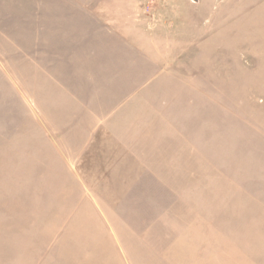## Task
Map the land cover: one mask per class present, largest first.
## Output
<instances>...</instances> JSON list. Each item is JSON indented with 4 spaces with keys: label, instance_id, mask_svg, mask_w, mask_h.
I'll list each match as a JSON object with an SVG mask.
<instances>
[{
    "label": "rangeland",
    "instance_id": "374dc122",
    "mask_svg": "<svg viewBox=\"0 0 264 264\" xmlns=\"http://www.w3.org/2000/svg\"><path fill=\"white\" fill-rule=\"evenodd\" d=\"M52 1L0 0V191L7 202L51 209L42 220L17 210L15 222L0 210L6 264L33 239L53 264L55 251L62 264H264V0H65L60 33L42 16L59 4ZM59 40L71 42L57 49ZM125 68L139 78L160 74L152 80L160 90L133 100L141 109H121L123 97L83 101L96 98V80L103 87ZM178 83L193 89L195 109H164L178 104ZM66 88L92 109H46L58 89L68 101ZM149 94L156 109H147ZM81 119L112 121V131H95L92 158L109 161L130 144L146 158L139 143H150L146 171L159 176L139 193L98 195L108 207L99 210L84 208L92 193L71 186L77 209L64 210L58 182L71 181L68 159L91 132L74 128ZM49 169L57 172L44 176ZM90 235L100 239L91 248ZM13 237L26 244L13 249Z\"/></svg>",
    "mask_w": 264,
    "mask_h": 264
},
{
    "label": "crops",
    "instance_id": "0c3cea01",
    "mask_svg": "<svg viewBox=\"0 0 264 264\" xmlns=\"http://www.w3.org/2000/svg\"><path fill=\"white\" fill-rule=\"evenodd\" d=\"M54 2L56 3L58 2L59 4H57L56 6H53L51 10H47V9L42 10V16L46 21H51V27L54 32L60 33L61 30L59 29V27H60L62 20L65 18V10L62 9L63 8L62 3L65 2V0H53L52 3ZM31 31H26V32L31 33ZM69 42H62L59 40V42H57L59 44L57 46V49L64 48V44L69 43ZM74 43L75 42H72V44ZM143 57H145L144 54H143ZM143 57H141L142 65H146L145 59ZM129 69L125 68L121 74L115 75V77H112L111 79L107 80L108 84H106V80H104L102 82L103 87H100V86L98 87L99 83H98V80H96L93 83L94 90L92 91V92H98L96 98H93V99L84 98L83 101L85 99H89L90 104H91V101L96 100V99H102L106 101L112 98H122L123 97V98H127V100L122 102L123 107H121V109H128V108L141 109L139 107L136 108V106L134 105L135 103L132 104L133 100L135 102V99H138L137 101L139 102V98L141 97L143 93L146 95V93L151 92L153 90H160V86L154 84L156 80L160 78V74L154 73V74H150L152 75L151 77H147V74L145 73L146 70L144 69L145 74H143L139 78V77H135L133 73L126 75ZM71 77L75 80L76 75H75V78L72 75ZM152 80H154L155 82L153 83ZM181 84L182 83H178L175 87L176 93H177L176 98L180 99L178 101V104L171 106L169 108L164 107V109H195L194 107H192V102H191L193 89L185 84H184V89H183L180 86ZM152 85L153 87L151 89ZM65 90L67 92L65 96L67 97L68 101L65 103V100L60 94V91L58 89L57 95L59 94V98H58L59 100L57 99V104L55 105L54 102L52 101L49 104V106H47L46 109H54L55 111L58 109H64V112L66 111V113H74L75 109H92L87 106L88 104L84 105L83 108L82 106L79 107L77 105L78 101L76 99V94H73V93L78 92L79 89L75 88L76 91H73V88H66ZM88 92L89 94L92 93L90 90H88ZM204 96H207V95H204V91H203L201 93V98ZM147 98L152 99L151 94H149L146 97V102L149 103V105L147 106V109H156V103L155 102L150 103V100H147ZM184 98H191V100L190 102H187L186 99L185 101L182 100ZM113 100L115 99H112V101ZM143 101L145 102V99H143ZM143 101H140L142 103V106L145 105L143 104ZM190 104H191V107H188L190 106ZM93 109H97V108L94 107ZM157 109H161V105H159ZM82 119L78 123H75L74 128L79 129V130L90 129L91 132L88 134L89 135L88 139L83 138L82 141L80 140L77 141L79 142V145L75 144V154L73 153L72 157H69L68 159L70 162L68 164V167L66 166V169L69 171L67 173L71 177V181L68 183H64L65 180L61 179V181L58 182V185H59L58 187H63V186L66 187L65 189H63L64 191L60 190L61 193L59 194V196H63L65 200V203L61 204L64 207V210H70V209H73V207L74 209H77L78 204L74 203V201L77 202V197H71L70 195H68L69 193L75 194V191L73 189L70 190L71 186H73L75 189L77 188V195L80 190L81 192H83V194L89 195L92 193V196L90 197L91 203L88 206L86 205L84 208H89L91 210H95V209L99 210V209L108 208V207H105L102 205V203L98 200V195L109 194L111 197H114L115 194L139 193V192H142L141 188L145 187L146 182L150 184L152 182L151 178H155L159 176V175H155L154 173L151 176L146 171V169L149 168L147 162L149 161L154 162V159L152 158L147 159L148 154H152V151H153L152 148L155 149V147H152V144L150 143H145V144L143 142L139 143L140 148L143 149L142 150L143 153L145 151V155L147 154L146 158L136 156L137 146L131 145V144L128 147V150L124 148V151H125L124 155H118V156L113 157L109 154V158H110L109 161L102 162V161L92 158L89 153L94 151L95 145H96L95 147L100 145L99 143L96 144L93 136H95V133L101 129H110V131H112L111 129L113 128L111 126L109 127V125L112 124L111 123L112 121H108V120H106L105 122L101 121V124L98 125L95 122L94 123L93 122L92 123L91 122L82 123L81 122ZM87 126L89 127L87 128ZM42 140H43L42 144H46V143L50 144V141H51L48 135L47 137L42 138ZM157 146L160 147V145H157ZM117 148L118 150H121L122 146L121 147L117 146ZM105 152L106 154H108L106 149H105ZM65 156H66L65 154H62V156L58 155V157H56V161L62 162L64 160L63 157ZM133 156L135 158L133 164L131 166H127L124 170L123 167L121 166L124 159L128 158L129 160H132ZM115 158H119L118 161H116ZM82 161H87V163L84 166L77 167L79 163ZM72 165H73V168L69 169V166L72 167ZM77 168H84L86 170H77ZM138 171H141V172H138ZM56 172H57L56 170L49 169V172L45 173L44 176L46 175L52 176ZM130 177L136 180L133 182H129L128 179ZM138 177H141V179ZM62 178H64V176ZM84 178L90 179L89 185L85 183ZM129 187H132V189H130ZM2 194H5V192L3 193L2 191H0V206L3 204V207L0 208V210L8 209L9 210L8 214L10 218L12 219V221L14 220V222L16 220L19 221L20 220L19 215L24 213V212L17 213V210L18 211H22V210L28 211L30 213L29 217H31L33 220H38V219L42 220V217H43L42 214L45 213V210L46 211L51 210L48 206V202H35L36 204L35 206L33 204L28 203L27 201V202H22V203H25V207H23L21 203H18V202H12V201L7 202L6 200H8V197L2 196ZM92 201L96 203H93ZM33 210H35V212ZM49 215L51 217L50 213ZM50 217L48 218V220L50 221H48L47 224H52V223L55 224V223L61 222L59 221L60 218L58 217H56V219H51ZM39 223L41 224L42 222H39ZM93 235L96 236V233H93ZM13 238H14L13 243H15V245L13 244V249L19 247L18 246L19 241L24 242L26 244L25 242L27 239L26 237L20 240H18L17 237H13ZM40 238H41L39 240L40 242L46 243L49 241V235L41 234ZM99 240L100 239L97 237H94L92 239V235H90L85 241L89 242V243L86 242V245H89V247L91 248V245H96V243ZM29 241L32 244L22 246L19 250L16 249L15 254L12 256L10 260V264H37V262H41L42 264H53L54 263L51 255L49 254V248L48 250L46 246L42 248L43 247L42 245L38 247V243H35L34 239L29 240ZM63 245L65 244L61 243V247H63ZM58 248L59 247L57 245V250ZM46 250H47V255H45ZM6 251H7V248L0 243V264H6L5 262L7 258ZM55 252H56L55 255H58L57 258L59 257L55 261V264H62V262L59 260L61 258V253L59 251H55ZM95 254L97 253H94V255ZM98 257L104 258V259L110 258L107 254L101 253V251H99ZM73 264H75V261H73Z\"/></svg>",
    "mask_w": 264,
    "mask_h": 264
}]
</instances>
